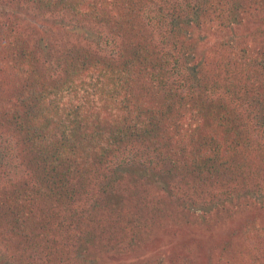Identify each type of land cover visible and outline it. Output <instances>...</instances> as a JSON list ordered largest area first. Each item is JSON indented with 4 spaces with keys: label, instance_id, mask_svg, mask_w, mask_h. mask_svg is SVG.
I'll return each instance as SVG.
<instances>
[{
    "label": "trees",
    "instance_id": "16d2710c",
    "mask_svg": "<svg viewBox=\"0 0 264 264\" xmlns=\"http://www.w3.org/2000/svg\"><path fill=\"white\" fill-rule=\"evenodd\" d=\"M261 137L264 0H0V264H110L104 230L155 245L161 225L186 247L225 215L208 264H243L234 234L264 233ZM21 165L33 179L10 181Z\"/></svg>",
    "mask_w": 264,
    "mask_h": 264
},
{
    "label": "rangeland",
    "instance_id": "374dc122",
    "mask_svg": "<svg viewBox=\"0 0 264 264\" xmlns=\"http://www.w3.org/2000/svg\"><path fill=\"white\" fill-rule=\"evenodd\" d=\"M3 11V10H2ZM59 19L64 18L66 22L70 23V20L72 19L69 16H65L62 14H58ZM56 14H54V17ZM246 31L248 30H240L239 33L241 35L239 44L245 43L248 39L246 36ZM251 32V31H248ZM30 33V32H29ZM222 33L220 32H215L213 35L210 33V36L208 38V43H204L202 47H206L210 42L212 45L216 44L214 43L215 36H221ZM237 36V34H235ZM59 39L56 40L57 42H66L67 44L74 42V40L80 41L79 37L74 36L73 34H68L67 36L65 35L62 37L61 35H58ZM238 37V36H237ZM239 39V37H238ZM83 42V41H80ZM218 42V41H217ZM79 43V42H78ZM104 45L107 46V44H102L100 46H96L95 43H93V49L104 53L103 48ZM110 52V50L108 51ZM211 55L213 53H210ZM209 59H212L209 57ZM216 65L214 64L213 67ZM212 67V66H211ZM209 75V78H213L215 81H217L222 87L219 90L220 94L224 95V98L226 102H232L233 105L237 106V109L239 107V110L241 112H244L245 114H248V117L253 121L254 118H251L252 113L250 112V109L248 106H241V102H239L237 99L229 96L225 90L223 91V86L225 87V84H228L229 81H234L233 77H228V75H225V72L221 70V75L218 78L216 75H212L211 72H207ZM204 78V74H203ZM213 80V81H214ZM223 88V89H222ZM218 92V91H217ZM214 93V96H218L219 93ZM256 125V124H255ZM264 141V137H261ZM145 158L153 159L155 160L154 156L151 155L149 152H145L144 155ZM161 156L157 154L156 159H160ZM29 169L23 167L22 165L15 171L11 172L10 174L7 175V178L12 180V182L15 181H21L25 179H33V175L29 173ZM132 175V174H131ZM130 177L132 180L135 179L134 176H130V174L127 176ZM126 177V178H127ZM11 182V183H12ZM175 185V183H172ZM97 195L100 196L98 193L96 196L94 195L92 199L87 198V202H78V208L79 210L82 209V206L84 205L86 208H88L92 200L97 198ZM141 195V193H140ZM108 201L107 196L104 199L102 197V201L100 206L104 205ZM168 201L167 199H163V204L168 207ZM95 216V215H93ZM227 216V215H225ZM225 216H216L218 221L216 219L213 221H208V228L205 229L206 227H202L199 229V231L195 230L192 235L194 234L198 240L197 243L195 242H188L186 247H182L183 241L181 239L187 237V235L182 236L180 239L179 237L173 236L171 234H167L164 232L163 228L165 229V226H157L155 227L153 224H151V227L153 228V232L157 233L158 237V243L152 244L150 242H147L146 240H142L139 245H137V242L133 241L132 234L130 235L129 232L121 230L119 233L114 232L117 236L116 237H111L108 235L110 232H107V230L103 231V235L101 236L100 240L97 241L98 243L96 244L97 247L94 249L95 253L97 251H114L112 253L106 252L103 257L106 255H112V258L105 257V260L109 261L110 264H142L145 262V260L149 261H156L159 260L160 264H202L201 262L204 260H207V264L209 262V259L212 258L214 261L219 260L221 257H223L221 250L219 251V247L222 245L223 240L225 239L224 237L227 236L229 233V223L227 222V218ZM100 217H94L92 218V225L97 228L101 227V224L97 221L99 220ZM240 220V219H238ZM160 224H165L161 223L162 221L165 222V220H159ZM121 222V221H120ZM156 222V220L154 221ZM216 222V223H215ZM124 223V222H123ZM121 222V224H123ZM237 224V223H236ZM181 227H186L184 224H180ZM262 226V224H261ZM228 233V234H227ZM114 236V235H113ZM111 237V239H110ZM235 237V245H238V251L237 255L241 256V262L243 264H252L251 259L254 257H259L262 262L264 261V233L260 230L257 235L255 236L256 238L254 239H247L244 236H240L239 234H234ZM224 238V239H223ZM70 240H68L69 243ZM107 242V243H106ZM109 245L113 247L114 249H109L106 248L105 246ZM73 244V243H72ZM118 251V253L116 251ZM87 254V253H86ZM234 255V254H232ZM102 257V258H103ZM192 257V258H191ZM214 264V263H211ZM217 264V263H216ZM223 264V263H222Z\"/></svg>",
    "mask_w": 264,
    "mask_h": 264
}]
</instances>
